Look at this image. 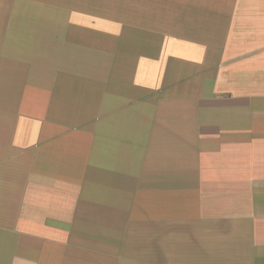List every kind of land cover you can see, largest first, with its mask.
Instances as JSON below:
<instances>
[{"label": "crops", "instance_id": "0c3cea01", "mask_svg": "<svg viewBox=\"0 0 264 264\" xmlns=\"http://www.w3.org/2000/svg\"><path fill=\"white\" fill-rule=\"evenodd\" d=\"M264 0H0V264H264Z\"/></svg>", "mask_w": 264, "mask_h": 264}, {"label": "rangeland", "instance_id": "374dc122", "mask_svg": "<svg viewBox=\"0 0 264 264\" xmlns=\"http://www.w3.org/2000/svg\"><path fill=\"white\" fill-rule=\"evenodd\" d=\"M264 77V74H261Z\"/></svg>", "mask_w": 264, "mask_h": 264}]
</instances>
